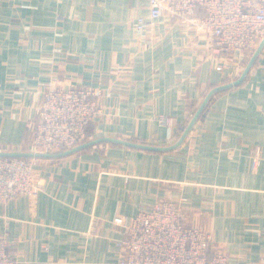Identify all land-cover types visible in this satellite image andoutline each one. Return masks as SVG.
Segmentation results:
<instances>
[{
  "label": "crops",
  "instance_id": "obj_1",
  "mask_svg": "<svg viewBox=\"0 0 264 264\" xmlns=\"http://www.w3.org/2000/svg\"><path fill=\"white\" fill-rule=\"evenodd\" d=\"M146 15L147 0H0V149L29 154L46 89L99 90L102 110L81 144L38 154L40 192L0 202L14 264H118L112 219L162 201L227 264H264V46L235 83L251 54L167 18L140 37Z\"/></svg>",
  "mask_w": 264,
  "mask_h": 264
},
{
  "label": "built area",
  "instance_id": "obj_2",
  "mask_svg": "<svg viewBox=\"0 0 264 264\" xmlns=\"http://www.w3.org/2000/svg\"><path fill=\"white\" fill-rule=\"evenodd\" d=\"M163 18L210 34L213 53L253 55L264 39V0H147V15L135 19L134 30L142 37ZM100 94L88 88L46 89L29 147L33 156H0V202L34 196L43 189V180L33 175L35 155L69 151L81 144L87 127L102 112ZM258 163L255 154L253 170ZM112 223L123 234L118 264H227L224 254L211 249L206 232L184 222L180 202L162 201L130 218L116 215ZM7 247L0 238V264H14Z\"/></svg>",
  "mask_w": 264,
  "mask_h": 264
},
{
  "label": "water",
  "instance_id": "obj_3",
  "mask_svg": "<svg viewBox=\"0 0 264 264\" xmlns=\"http://www.w3.org/2000/svg\"><path fill=\"white\" fill-rule=\"evenodd\" d=\"M264 46V39L260 42L259 46L257 47L256 51L254 52V54L251 57V60L249 62V65L247 66V68L245 69V71L242 73L241 77L235 82V83H239L243 80L244 76L246 75L251 63L253 62V60L256 58V56L259 54V52L261 51V49ZM219 89H222V87L216 88L213 91H211L207 97L205 98L204 102L202 103L201 107L196 111V113L194 114V116L192 117L191 121L188 123L187 128L185 129L184 133L182 134L181 139L184 138L185 134L187 133V131L189 130V128L192 126V124L195 122V120H197V118L199 117L202 109L205 107V105L207 104L210 96L215 92L218 91ZM0 156H9V157H23V158H29L32 157L33 155L29 154H22V153H18V152H3L0 151ZM39 156L38 154L35 155V157Z\"/></svg>",
  "mask_w": 264,
  "mask_h": 264
},
{
  "label": "trees",
  "instance_id": "obj_4",
  "mask_svg": "<svg viewBox=\"0 0 264 264\" xmlns=\"http://www.w3.org/2000/svg\"><path fill=\"white\" fill-rule=\"evenodd\" d=\"M206 107H207V105H205V107L202 109V111H201L199 117L203 114V112H204V110L206 109ZM195 113H196V112H195ZM199 117H198V118H199ZM186 127H187V125H186ZM88 128H89V126L87 127L86 132L88 131Z\"/></svg>",
  "mask_w": 264,
  "mask_h": 264
},
{
  "label": "rangeland",
  "instance_id": "obj_5",
  "mask_svg": "<svg viewBox=\"0 0 264 264\" xmlns=\"http://www.w3.org/2000/svg\"><path fill=\"white\" fill-rule=\"evenodd\" d=\"M193 116H194V115H192V117H193ZM163 118H164V117H163ZM190 118H191V117H190ZM191 119H192V118H191ZM90 125H91V124H90ZM90 125H89V126H90Z\"/></svg>",
  "mask_w": 264,
  "mask_h": 264
}]
</instances>
